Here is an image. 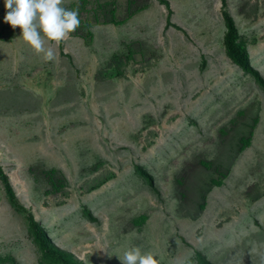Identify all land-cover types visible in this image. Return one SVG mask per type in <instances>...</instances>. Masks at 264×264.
<instances>
[{"label":"rangeland","instance_id":"rangeland-1","mask_svg":"<svg viewBox=\"0 0 264 264\" xmlns=\"http://www.w3.org/2000/svg\"><path fill=\"white\" fill-rule=\"evenodd\" d=\"M66 2L84 22L46 37L47 60L0 0V165L18 201L80 264L137 246L158 264H264V91L224 53L220 0H168L178 28L157 0ZM226 2L264 77V0ZM0 264H61L1 181Z\"/></svg>","mask_w":264,"mask_h":264},{"label":"clouds","instance_id":"clouds-1","mask_svg":"<svg viewBox=\"0 0 264 264\" xmlns=\"http://www.w3.org/2000/svg\"><path fill=\"white\" fill-rule=\"evenodd\" d=\"M5 7L4 20L13 28L20 26L24 41L45 53L47 60L57 55V48L48 45L47 39H65L84 22L81 7L66 0H5ZM119 258L123 264H158L152 252L144 253L138 246L128 248Z\"/></svg>","mask_w":264,"mask_h":264},{"label":"trees","instance_id":"trees-1","mask_svg":"<svg viewBox=\"0 0 264 264\" xmlns=\"http://www.w3.org/2000/svg\"><path fill=\"white\" fill-rule=\"evenodd\" d=\"M160 4H162L166 9V17H165V26H172L178 28L175 24H173L170 20V15L172 14V9L169 5L168 0H157ZM227 2L226 0H220V13L225 26V32L223 34V47L224 53L228 57L233 64L239 67L244 73L252 76L256 84L264 91V77L259 73V71L254 68L249 61V56L247 54V49L245 46V42L239 36L234 20L232 16L229 14L227 10ZM61 41L59 40V45ZM137 173L142 176L148 186L153 188V182L151 176L140 166L135 165ZM0 181L3 185V189L5 195L9 201L11 207L24 215L25 221L30 229L31 236L33 240L37 243L40 251L44 254V256H49L53 259L58 260L61 264H80L81 262L74 259L73 255L65 251L55 244L52 243L50 238L47 236L43 227L36 221L30 210L25 207L22 203H20L15 195V192L9 182L7 174L4 172L2 166L0 165ZM87 218L91 221H94L95 218L86 213ZM196 253L200 255L197 251ZM203 264H211L205 258L201 259Z\"/></svg>","mask_w":264,"mask_h":264},{"label":"crops","instance_id":"crops-1","mask_svg":"<svg viewBox=\"0 0 264 264\" xmlns=\"http://www.w3.org/2000/svg\"><path fill=\"white\" fill-rule=\"evenodd\" d=\"M249 59H250V57H249ZM250 62H251V61H250ZM40 225H41V224H40ZM41 226H42V225H41ZM42 227H43V226H42ZM43 229H44V228H43ZM46 234H47V233H46ZM47 236H48V234H47ZM48 237H49V236H48ZM52 243H53V242H52ZM54 243H55V242H54ZM54 243H53V244H54ZM55 245H58V244H55ZM58 247H59V246H58Z\"/></svg>","mask_w":264,"mask_h":264}]
</instances>
